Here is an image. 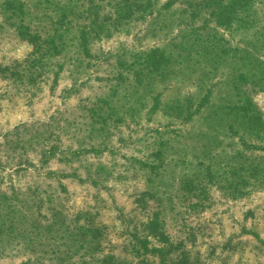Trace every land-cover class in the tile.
<instances>
[{"label":"rangeland","instance_id":"374dc122","mask_svg":"<svg viewBox=\"0 0 264 264\" xmlns=\"http://www.w3.org/2000/svg\"><path fill=\"white\" fill-rule=\"evenodd\" d=\"M185 1L0 0V264H264V0Z\"/></svg>","mask_w":264,"mask_h":264},{"label":"trees","instance_id":"16d2710c","mask_svg":"<svg viewBox=\"0 0 264 264\" xmlns=\"http://www.w3.org/2000/svg\"><path fill=\"white\" fill-rule=\"evenodd\" d=\"M184 3H186V1L184 0ZM246 9H247V7H246ZM248 16V15H247ZM217 24L219 25V26H222L221 24L222 23H219V21L217 22Z\"/></svg>","mask_w":264,"mask_h":264}]
</instances>
